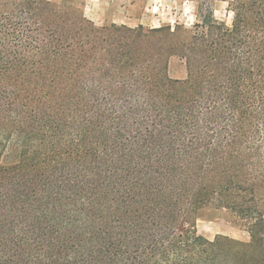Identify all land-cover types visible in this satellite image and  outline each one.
Returning a JSON list of instances; mask_svg holds the SVG:
<instances>
[{
	"label": "trees",
	"instance_id": "1",
	"mask_svg": "<svg viewBox=\"0 0 264 264\" xmlns=\"http://www.w3.org/2000/svg\"><path fill=\"white\" fill-rule=\"evenodd\" d=\"M224 1L188 34L0 0V264H264V0Z\"/></svg>",
	"mask_w": 264,
	"mask_h": 264
},
{
	"label": "rangeland",
	"instance_id": "2",
	"mask_svg": "<svg viewBox=\"0 0 264 264\" xmlns=\"http://www.w3.org/2000/svg\"><path fill=\"white\" fill-rule=\"evenodd\" d=\"M60 1V0H54ZM85 15L97 25L117 24L156 28L180 23L191 34L196 22H203L211 13L229 24L232 12L224 0H85ZM169 75L184 79L187 67L184 59L174 56L170 59ZM225 211L205 207L198 211L196 227L200 235L214 239L222 234L241 241H249L250 234L227 220ZM229 218V217H228Z\"/></svg>",
	"mask_w": 264,
	"mask_h": 264
},
{
	"label": "crops",
	"instance_id": "3",
	"mask_svg": "<svg viewBox=\"0 0 264 264\" xmlns=\"http://www.w3.org/2000/svg\"><path fill=\"white\" fill-rule=\"evenodd\" d=\"M158 27V26H157Z\"/></svg>",
	"mask_w": 264,
	"mask_h": 264
}]
</instances>
